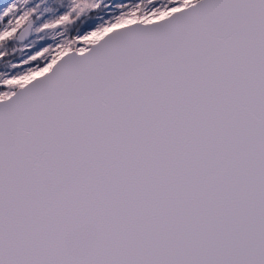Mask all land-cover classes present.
I'll list each match as a JSON object with an SVG mask.
<instances>
[{"label": "snow or ice", "instance_id": "6c2138e0", "mask_svg": "<svg viewBox=\"0 0 264 264\" xmlns=\"http://www.w3.org/2000/svg\"><path fill=\"white\" fill-rule=\"evenodd\" d=\"M0 264H264V0H0Z\"/></svg>", "mask_w": 264, "mask_h": 264}]
</instances>
